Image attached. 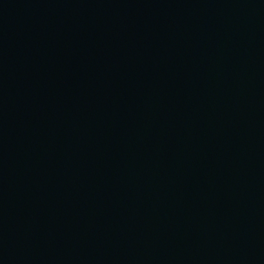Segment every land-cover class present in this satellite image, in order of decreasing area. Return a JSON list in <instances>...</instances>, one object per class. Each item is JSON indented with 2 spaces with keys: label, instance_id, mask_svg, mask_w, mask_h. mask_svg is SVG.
Listing matches in <instances>:
<instances>
[{
  "label": "water",
  "instance_id": "obj_1",
  "mask_svg": "<svg viewBox=\"0 0 264 264\" xmlns=\"http://www.w3.org/2000/svg\"><path fill=\"white\" fill-rule=\"evenodd\" d=\"M0 264H264V0H0Z\"/></svg>",
  "mask_w": 264,
  "mask_h": 264
}]
</instances>
